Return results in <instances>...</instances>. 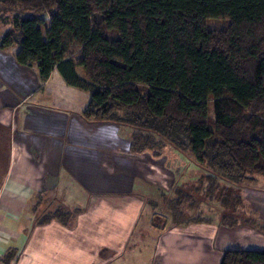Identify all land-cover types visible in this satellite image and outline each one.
Here are the masks:
<instances>
[{
  "label": "trees",
  "instance_id": "1",
  "mask_svg": "<svg viewBox=\"0 0 264 264\" xmlns=\"http://www.w3.org/2000/svg\"><path fill=\"white\" fill-rule=\"evenodd\" d=\"M0 9L18 10L0 48L16 45V62L41 80L56 70L85 91L84 117L130 127L133 152L170 146L230 185L264 176V0H0ZM259 243L224 250L219 264H264Z\"/></svg>",
  "mask_w": 264,
  "mask_h": 264
},
{
  "label": "crops",
  "instance_id": "2",
  "mask_svg": "<svg viewBox=\"0 0 264 264\" xmlns=\"http://www.w3.org/2000/svg\"><path fill=\"white\" fill-rule=\"evenodd\" d=\"M15 47L0 48V264H147L149 245L158 263L215 250L217 264L224 250L253 242L224 210L207 215L211 197L196 198L204 166L170 146L133 152L130 127L85 118L88 94L56 70L41 80L37 67L16 62ZM262 183L230 185L236 203L264 195ZM261 209L242 219L259 223ZM56 210L70 212L65 222Z\"/></svg>",
  "mask_w": 264,
  "mask_h": 264
},
{
  "label": "rangeland",
  "instance_id": "3",
  "mask_svg": "<svg viewBox=\"0 0 264 264\" xmlns=\"http://www.w3.org/2000/svg\"><path fill=\"white\" fill-rule=\"evenodd\" d=\"M18 12V10H13L12 11H4L0 9V38L2 37L3 34H5V32H7L8 30H11V25H10V18L12 17V13H16ZM41 16H43L45 19L47 18V16L45 14H42ZM208 27L210 29H222L225 28L228 24V21L226 20H208L207 22ZM108 37L113 38L114 35L111 32H107ZM17 48V46L15 47ZM80 71L81 68L79 69ZM209 114H213V107L212 105L209 106ZM185 158V160L187 162H194L192 159L188 158V157H183ZM207 177V175L205 176ZM259 179H264V176H258ZM200 180V178H199ZM205 180V187L202 189L204 190L203 192H197L196 194V198H198V201L201 200H206L208 197H211L210 200L206 201V205H208L209 209L212 210V215L208 213V210L206 213L207 215L213 216L216 215V212L218 213V215H221V211L224 210V215L223 220L225 222H232L233 220L241 222L240 224V228L248 231V229H250L252 232L250 234V236L252 235L253 237L250 238V240L252 239L253 242L249 243V244H240L238 247H250V248H261V244L259 242L264 241V228H261L259 226H250V224L248 222H245L246 219H242V218H247V216H251L253 217V213L251 212L252 209L254 207H261L264 208V195L261 194V196L259 197H253L254 195H248L247 197L244 196L243 198V206H240L238 203H236V200H238L239 198H237L236 196L239 195V192L237 190V188H233L231 186H233V184L230 186V184L224 183V182H218L217 180H210V179H203ZM241 184L243 185H247L248 186V181H243ZM250 184V182H249ZM195 185V184H194ZM262 185H264V183H262ZM240 187L239 185H234V187ZM201 190V191H202ZM264 191V190H262ZM240 197V196H239ZM221 201H225V206L221 204ZM236 205V206H235ZM234 207H240V209H242V212H239V215L237 218L233 219V212H234ZM262 211H264V209H261ZM254 211V210H253ZM243 215H246L245 217H243ZM256 216V215H255ZM254 216V217H255ZM196 220H200L199 217H196ZM244 220V221H243ZM260 225H264V219H262L259 222ZM245 231V232H246ZM247 235H249L246 232ZM257 235V236H256ZM260 236V237H259ZM262 238V239H261ZM176 245H181V244H176ZM155 249L152 251V245H149V252H148V261L149 263L147 264H175L174 262L171 261V259H161L160 262L158 263V256L155 258L154 257V253H155ZM178 252L182 255L185 251H183L182 249H178ZM205 253H211L213 256L210 258L208 256H206L205 258H196L194 263H189V264H214L213 260H214V254L216 253L215 250H207ZM147 261V262H148ZM170 261V262H168ZM220 262V260H219ZM219 262L217 264H219ZM176 264H186V261H178V263Z\"/></svg>",
  "mask_w": 264,
  "mask_h": 264
}]
</instances>
